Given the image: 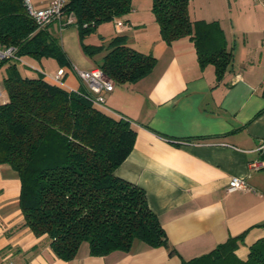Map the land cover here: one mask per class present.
<instances>
[{"label":"crops","instance_id":"1","mask_svg":"<svg viewBox=\"0 0 264 264\" xmlns=\"http://www.w3.org/2000/svg\"><path fill=\"white\" fill-rule=\"evenodd\" d=\"M30 2L39 9L50 0ZM235 2L237 16L230 19L213 8L194 16L188 6L191 20L215 21L222 30L232 59L219 78L214 65L199 64L187 36L166 43L152 0H132L128 13L98 24L104 27L94 38L102 43L90 42L107 45L122 34L128 46L156 58L147 75L114 84L99 106L129 118L136 130L134 145L115 174L144 189L174 252L135 241L129 252L91 255L82 243L72 260L58 259L45 236L23 224L19 175L1 164L0 264H180L244 231L236 254L247 257L249 246L264 238V0ZM64 17L48 28L63 33L70 26L63 24ZM77 32L74 26L71 33L78 41ZM97 62L80 65L70 59L60 66L52 61L63 76L55 81V75H45L66 90L85 89L77 70ZM233 176L243 178L247 188L227 191Z\"/></svg>","mask_w":264,"mask_h":264},{"label":"trees","instance_id":"2","mask_svg":"<svg viewBox=\"0 0 264 264\" xmlns=\"http://www.w3.org/2000/svg\"><path fill=\"white\" fill-rule=\"evenodd\" d=\"M131 3L67 0L63 10L65 17L72 14L68 25L76 26L91 58L106 50L97 66L114 84L144 77L156 58L128 46L122 34L107 45L86 43L84 38L100 22L128 13ZM188 4L189 0H152L160 35L166 43L187 36L194 42L199 64L214 65L219 78L231 62V51L223 44L218 23L191 20ZM48 25H37L24 0H0V44L15 48V57L0 60L7 97L0 103V165H10L19 175L23 224L37 236L44 235L54 256L64 261L72 260L82 243L91 255L129 252L135 241L169 247L144 189L115 174L134 145L136 130L130 119L100 107L87 88L66 90L43 71H20L19 62L26 57L68 64L59 35ZM244 235L245 231L229 236L180 264H264V238L249 246L245 259L236 254Z\"/></svg>","mask_w":264,"mask_h":264},{"label":"rangeland","instance_id":"3","mask_svg":"<svg viewBox=\"0 0 264 264\" xmlns=\"http://www.w3.org/2000/svg\"><path fill=\"white\" fill-rule=\"evenodd\" d=\"M140 1L141 3H144L145 1H149V0H137ZM240 5L243 6L247 0H240ZM237 3L235 2V0H189V9L192 12V15L194 16H202L206 13V11L210 10V9H215V10H220L222 12V16H226L228 17V19H230V16H237ZM104 27L103 24L97 25L95 30L92 32V34L90 36H87L84 38V41L86 43H90V42H96L98 43L99 40L96 38H100L98 37V33L101 32V29ZM74 28V25H70L69 27H67V30H64L62 33V29L59 33V37L63 42L64 48L67 52H65V55L67 57L68 60H77L80 65L86 64L88 60L92 59V60H97L100 61L101 57H100V52L96 53L95 57L91 58L88 53H86L80 43V39L78 36V41L77 38H74V36L72 35L71 31ZM78 33V32H77ZM97 37H96V36ZM64 36V38H63ZM96 37V38H94ZM91 39H94L93 41ZM79 43V44H78ZM102 43V42H99ZM64 50V49H63ZM26 57L21 59V61L19 62V68L20 71L24 74H35L37 71H43L46 75H50L53 74L55 75L57 73L56 71V66L52 67L49 63H53L55 62L57 64V61L55 59H47L45 58V62L43 63H39L37 61ZM30 62L32 64H30ZM4 76V71L3 69L0 70V85L2 88V95L0 96V102L6 97V93L4 91L3 88V83H2V77Z\"/></svg>","mask_w":264,"mask_h":264},{"label":"built area","instance_id":"4","mask_svg":"<svg viewBox=\"0 0 264 264\" xmlns=\"http://www.w3.org/2000/svg\"><path fill=\"white\" fill-rule=\"evenodd\" d=\"M67 0H50L49 4L43 8L36 9L32 6L30 0H24L28 14L35 20L38 26L42 27L53 21L61 20L64 17V7ZM73 21L72 14L65 17L64 23L69 24ZM15 57V48L12 46H3L0 44V60ZM85 87L94 95V102L103 106L105 102V92H110L114 88V82L105 75L101 68L94 66L90 69L77 70ZM63 76V69H58L53 80L59 81ZM2 88L0 85V96ZM247 188L243 178L233 176L228 185L227 191Z\"/></svg>","mask_w":264,"mask_h":264}]
</instances>
